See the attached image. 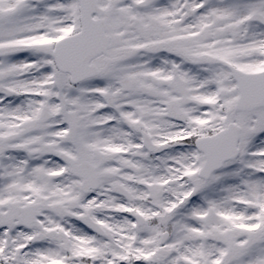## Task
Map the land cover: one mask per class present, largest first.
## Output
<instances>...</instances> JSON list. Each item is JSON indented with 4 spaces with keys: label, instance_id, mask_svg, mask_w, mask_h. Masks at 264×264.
I'll use <instances>...</instances> for the list:
<instances>
[{
    "label": "snow or ice",
    "instance_id": "6c2138e0",
    "mask_svg": "<svg viewBox=\"0 0 264 264\" xmlns=\"http://www.w3.org/2000/svg\"><path fill=\"white\" fill-rule=\"evenodd\" d=\"M0 264H264V0H0Z\"/></svg>",
    "mask_w": 264,
    "mask_h": 264
}]
</instances>
